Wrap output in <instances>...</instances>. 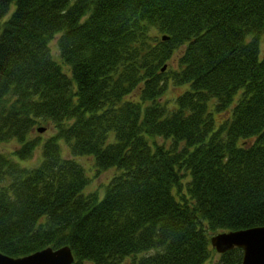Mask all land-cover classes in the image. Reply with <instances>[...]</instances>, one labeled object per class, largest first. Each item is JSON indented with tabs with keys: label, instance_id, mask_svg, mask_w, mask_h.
I'll return each mask as SVG.
<instances>
[{
	"label": "trees",
	"instance_id": "obj_1",
	"mask_svg": "<svg viewBox=\"0 0 264 264\" xmlns=\"http://www.w3.org/2000/svg\"><path fill=\"white\" fill-rule=\"evenodd\" d=\"M263 32L264 0H0V141L18 142L0 151V251L239 264L209 236L264 223ZM84 153L116 168L100 197Z\"/></svg>",
	"mask_w": 264,
	"mask_h": 264
},
{
	"label": "water",
	"instance_id": "obj_2",
	"mask_svg": "<svg viewBox=\"0 0 264 264\" xmlns=\"http://www.w3.org/2000/svg\"><path fill=\"white\" fill-rule=\"evenodd\" d=\"M161 37H164L161 35ZM164 65L161 66L162 69ZM43 127L39 126L38 130ZM210 245L218 252L230 249L233 245L241 248L239 264H264V223L248 227L221 229L209 236ZM74 257L67 244L51 247L50 245L30 253L11 256L0 251V264H69Z\"/></svg>",
	"mask_w": 264,
	"mask_h": 264
},
{
	"label": "rangeland",
	"instance_id": "obj_3",
	"mask_svg": "<svg viewBox=\"0 0 264 264\" xmlns=\"http://www.w3.org/2000/svg\"><path fill=\"white\" fill-rule=\"evenodd\" d=\"M14 5L12 4V7ZM56 36H54L52 39H50L48 41L49 43V51L50 53H52V57H54L56 60L59 57V52L56 49ZM181 50L177 49L175 50V52H173L171 54V58L170 60L166 61V63H163L162 65H164V68L166 67V65L168 66H176V61L178 59V55L179 52ZM258 53H259V57L261 58L264 55V32L262 33L261 37H260V46L258 47ZM60 60V58H59ZM63 71L69 73L68 68L66 67V65L62 66ZM164 70V69H163ZM181 90V87H178L176 85L173 86H169L168 90L164 92V95H166V97L171 96L174 92H177ZM42 126L44 129L42 130H38L35 129V131L33 132L34 135H36L37 133L42 137L47 136V134L51 131V126L52 124H49V122H45L42 121L41 123H37L36 126ZM158 140L162 141L160 138H158ZM18 146V142L16 139H9L7 141H0V151H5L7 153L12 152L16 147ZM62 153H65L67 155H69L66 151V145H63L62 147ZM40 153V144L36 147V150L33 154V156L29 159H20L18 160L22 165H34L38 162L37 157ZM74 158L77 160L78 163L83 165V171L88 174V178L89 180L85 183V187H83V191L85 192L86 190L91 191V190H95L97 192V194H99V197L102 196V192H103V188L105 186V182L110 178L111 175L114 174V172L116 171L115 167H106L104 170H102L101 172H97L94 173V165L95 163L93 162V157L91 154H87L84 153L82 155H76L74 156ZM37 160V162H35ZM35 162V163H34ZM209 262H203L202 264H208ZM84 264H89L86 261L84 262Z\"/></svg>",
	"mask_w": 264,
	"mask_h": 264
}]
</instances>
